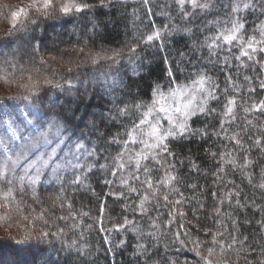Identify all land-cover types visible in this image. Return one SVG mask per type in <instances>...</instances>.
I'll list each match as a JSON object with an SVG mask.
<instances>
[{
    "label": "trees",
    "instance_id": "1",
    "mask_svg": "<svg viewBox=\"0 0 264 264\" xmlns=\"http://www.w3.org/2000/svg\"><path fill=\"white\" fill-rule=\"evenodd\" d=\"M83 2L91 7L79 13L64 15L56 7L47 15L28 13L18 29L0 34V84L10 91L18 84L22 86L18 93L1 97V106L23 101L18 97L29 95V89H33L37 95L27 103L49 120L48 130L59 128L68 139L84 145L77 161L83 168L73 167L55 183L32 185L24 179L21 184L19 177L9 173L10 185L0 180V204L5 203L2 194L9 187L13 189L7 209L1 210L12 211L14 216L3 225L2 232L9 231L0 236V253L4 251L9 258L7 264H197L200 258L190 251L196 246L193 241L201 242L200 250L207 255L206 248L212 246L214 234L225 245L231 243L232 235L237 237L234 249L240 254L237 257L233 252L224 257L229 264H249V261L259 264L261 249H264V227L259 223L264 221V188L259 187L264 183V150L254 141L260 138L264 147V111L253 110L252 105L264 101V89L260 88L264 70L259 65L238 68L240 61L234 59L239 54L238 48L233 47L229 52L225 45L213 52L205 42L207 36L216 32V26L210 22L228 18L231 0H211L213 7L204 12L197 9L188 19H183L176 0H148V3L104 0L103 5L101 0ZM185 10L192 11L190 5H185ZM238 15L245 23L246 33L264 22V14L258 8ZM36 23L41 27L31 25ZM51 24L57 27L53 41L39 56L37 32L39 29L46 32ZM154 27L162 30L161 39L142 43L140 37L150 34ZM16 43L26 46L17 54L12 53ZM133 46H136L134 54L129 53ZM116 51L122 53L118 62L107 60L105 63L111 64L104 72L97 73L103 87H112L110 97L101 96L100 100L91 102L90 91L89 96H78L77 91L78 94L80 90L85 92L78 82L84 76L81 72L70 74L86 61L84 56L110 55ZM242 60L252 64L246 57ZM197 73L211 77L212 83L206 86L218 85L219 99L208 104L217 113H198L189 119L192 129L207 128L206 135L188 134L169 141L174 156L165 155L164 160L175 165L174 168H168V163L155 165L142 161L150 168L159 169L151 173L154 186L168 171L178 177L170 188L179 189L171 193L169 202L161 196L159 203L156 199L147 203L144 211L139 207L140 198L150 190L141 185L146 179L143 170L139 180L134 171L130 174L129 153L121 161L125 164L123 169H117L114 161L121 146L110 141L118 133L121 139H126L124 129L130 126L129 117L120 110L136 102H150L157 85L165 94L169 93L170 82L172 87H189ZM245 75L251 80L245 81ZM67 81L74 83L75 90L56 87L67 85ZM67 93L76 101H61ZM229 98L236 101L235 120L230 125L225 123V128L228 136L239 133L242 147L227 139L220 128L222 118L231 120V116L222 117ZM162 123L167 127L166 120L162 119ZM44 137L40 135L41 139ZM139 147L130 145L135 150ZM229 151L232 156L226 159L235 158L237 164H242L247 154L254 163L248 169H241L221 162L220 154ZM89 152L94 154L88 155ZM77 175L82 182L74 184L72 181ZM170 188H161V192ZM177 200L179 204L175 203ZM237 201L244 207L237 206ZM30 208L37 209L33 216ZM217 208L219 213L215 211ZM125 218L130 223L125 224ZM181 223L184 228H180ZM177 232L179 240L175 236ZM252 248L255 252L250 251ZM45 255L47 258L39 261Z\"/></svg>",
    "mask_w": 264,
    "mask_h": 264
},
{
    "label": "snow or ice",
    "instance_id": "2",
    "mask_svg": "<svg viewBox=\"0 0 264 264\" xmlns=\"http://www.w3.org/2000/svg\"><path fill=\"white\" fill-rule=\"evenodd\" d=\"M103 3L104 0H101V5H103ZM144 3H148V0H144ZM176 3L179 5L180 11L183 13V19H188L191 17L197 9H199L201 12H204L214 6L211 0H176ZM32 4L35 12L44 15L49 14L50 10L57 7V5L59 12L64 15H68L73 12L79 13L91 7L90 4L83 2V0H65L63 3H60L59 0H32ZM185 5H190L192 11H186ZM229 7L230 12L228 13V18H225L223 21L215 20L210 22L216 26V32L215 34L205 38L207 47L213 52L216 49H223L225 45L228 46L226 50L229 52H232L233 47L238 48L239 54L234 55V59L240 61V64L237 66L238 68H248L250 66L254 67L255 65H259L261 70H264V58H260L261 54H264V22L257 24L251 33H246L245 23L243 22L242 17L238 15V13H241L245 10H256L257 8L262 14H264V0H231ZM20 11L25 16H27V13L24 12L23 9ZM12 16L13 18H16L18 13L13 12ZM29 19L31 18L29 17ZM32 23H35V20H32ZM13 27L15 28L16 25L13 24ZM165 28H167V25H165ZM161 33V29L154 27V30L150 34H147L146 36L142 35L140 37V41L144 44H150L155 40H160ZM129 53H136V46L131 47L129 49ZM121 55L122 53L120 51H116L110 55L105 54L104 59L116 63L118 62V59L121 57ZM242 57H246L247 61L252 62V64L249 65L246 63L244 60H242ZM91 62L93 64L97 63V58L92 57ZM169 76H172L171 70H169ZM243 78L245 81L251 80V77L247 75H245ZM228 80L231 83V76L228 77ZM211 83V77H209L206 73H197L195 78L192 79V85L195 86L194 88H189L185 85L172 87L170 82L168 86L169 96L179 100V103H177L174 107L165 103V93L161 89V86L157 85L152 91L153 99L150 102H136L133 105L126 106L120 110V113L122 115L128 116L130 120V126H125L123 133V135H125L127 138L121 139V134L118 133L117 136L112 138L110 143L121 146V150L114 157L117 169H123L125 167V164L121 161L123 160L125 153H129L128 165L130 166V174L134 171L135 178L139 180V173L142 169L146 176V179L141 181V185H146V188L150 191H145L140 198L139 207L142 210L147 211L145 205L150 203L153 199H156L157 203H159V198L161 196L166 203L169 202V196L171 193L179 191L178 188H170L173 182L178 181V177L168 171L165 172V175L161 179L155 182L154 186L151 173L153 170L159 171V169L150 168L148 164H143L142 161H149L150 163L154 162L155 165L168 163L166 160H164L165 155L174 156V153L169 147L170 140L184 138L188 134H207V128L192 129L188 121L191 117L196 116L198 113L205 115L217 113L215 108L208 107L210 100L219 99L218 95L216 94V88L218 85H213L212 87L206 86ZM67 84L69 87L72 86L71 81H67ZM56 87L59 88L61 85L57 84ZM260 88L264 89V81L260 83ZM249 90L255 91V89ZM224 91L227 93V89ZM36 95L37 92L35 90L29 89V95L18 98L31 103L32 99ZM8 99L12 98L9 97ZM235 103L236 101L234 98H229L227 100V103L224 105L222 117L231 116V120L225 121L222 118L220 121V128L224 130L227 139L234 141L237 146L242 147V140L238 138L239 133L228 136L227 129L225 128V123L230 125L232 121L235 120V115L233 112ZM252 109L256 111H264V101H262L260 105L253 104ZM245 111L247 112L249 109H245ZM130 112L132 114H130ZM160 114H163V117H161ZM162 119L167 121V127H165L162 123ZM248 123L251 124V121H248ZM7 130L11 131L13 137H15V130L12 129L11 124H8ZM215 134L218 136L220 135L218 132ZM254 144L264 150V147L261 145L260 138H257L254 141ZM130 145H139V150L130 148ZM75 147L77 151H79L84 147V145L77 144ZM133 152L134 155L132 154ZM4 154L5 159L3 161V165L0 166V180H5L6 183L10 185L11 180L7 178V174L9 171H15L21 154L17 153L14 159L13 156L9 154L7 147L4 148ZM93 154L94 152L88 153V155ZM231 156V151L222 152L220 154V161L225 164H231L234 167H240L241 169H248L254 163L251 159H249L247 154L244 156L242 164H237L235 158L226 159V157ZM133 162L134 169L132 167ZM9 164H11V167H9ZM32 166H34V163ZM72 167L82 169L83 165L77 163L72 165ZM103 167H105V165H101V168ZM174 167L175 165L168 163V168L171 169ZM221 171H223V168H221ZM113 175H115V172H113ZM25 176H27V170L25 171L24 176L19 177L21 184H23ZM39 178V172H37L36 176L34 177H28L29 182L32 185H35ZM81 182V176L79 175H77L72 181L74 184ZM249 182L251 183V175H249ZM259 187L264 188V183H261ZM161 188H170V191L161 192ZM132 190L137 191V189ZM2 195L5 203L0 204V207L7 209V201L9 198L13 197V189L9 187L8 190ZM181 195L183 194L181 193ZM213 195H215V193H213ZM230 196L231 194H229V198ZM175 203L179 204L180 201L177 200ZM220 203L223 204V201H220ZM237 206L244 207V205H241L239 201H237ZM101 211H103V208ZM215 211L219 213V208L215 209ZM180 215L183 216L184 214L181 213ZM61 218L63 219V217ZM6 219H10L6 214L0 215V220ZM171 222L172 221H169V223ZM124 223L128 224L130 221L125 218ZM259 223L262 225V227H264V221H260ZM153 226L156 227L157 225L153 224ZM180 228H184L183 223L180 224ZM101 231H103V228ZM207 231L208 230L206 229V235ZM184 234L188 235L187 232ZM42 235L47 236L48 233H43ZM149 235H151V233ZM220 235L223 234L221 233ZM175 236L176 239L179 240L180 233L177 232ZM237 242V237L232 235L231 243L225 245V242L218 240L217 235L214 234L211 239L212 246L206 248L207 255H204L201 252V242L199 241H193L196 246L190 249V251H194L195 255L200 258L197 264H229V260L225 259L224 257L230 256L233 252L237 257H239V250L234 249V245ZM121 243H123V241H121ZM180 243L184 244V241L180 240ZM250 251L255 252V248H252ZM249 264H251V261H249ZM259 264H264V249H261Z\"/></svg>",
    "mask_w": 264,
    "mask_h": 264
},
{
    "label": "rangeland",
    "instance_id": "3",
    "mask_svg": "<svg viewBox=\"0 0 264 264\" xmlns=\"http://www.w3.org/2000/svg\"><path fill=\"white\" fill-rule=\"evenodd\" d=\"M125 1H134V0H125ZM136 2L144 1V0H135ZM60 3L65 2V0H59ZM0 6L2 9L0 10V34L7 33L13 29H18L21 26V23L24 20L25 15L21 13V9L24 12L33 13L38 16L39 13L35 12L32 4V0H0ZM59 10L58 5L56 7ZM53 10V9H52ZM51 11V10H50ZM18 13L16 18H13L12 13ZM13 24L16 27H13ZM33 27H41L36 24H31ZM56 26L51 24L46 32H41V29L37 32L38 39L36 42L39 46V53L36 54L39 56L41 52L45 49L50 42L53 41V34L56 32ZM60 31H63L61 28ZM31 32H29L30 34ZM67 33V32H66ZM30 37V36H29ZM27 45V43H25ZM24 48L21 43H16V48L13 49L12 53L17 54L18 52H22L20 48ZM35 48V49H36ZM79 53L81 50H78ZM83 53V51H81ZM127 52H125L126 54ZM95 53L90 54V56H84L86 61L79 66H76V71L71 73L70 75H75L76 73L82 74L83 79L78 81L81 87L85 92L81 91V94H87L89 91V95L92 96V101L100 100L101 96H109L111 94V88L107 89L103 87L102 81L99 74L100 71H105L106 68L111 64H106L107 61L104 59V55L100 56L94 55ZM125 57H129L131 55H124ZM92 57L97 58V63L93 64ZM99 63L101 64L100 66ZM71 70V69H68ZM69 73V72H67ZM66 75V76H70ZM66 78V77H64ZM2 83V81H0ZM68 87L71 90H75V85L72 83V86L69 87L67 85H61V87ZM97 87L98 89L94 90L92 87ZM194 85L189 86V88H194ZM22 89L21 85H17V88L14 91H10L8 87L0 84V98L11 96L15 93H18ZM77 89V88H76ZM88 90V91H87ZM88 95V94H87ZM88 95V96H89ZM166 100L165 103L170 106H175L179 103L178 99L171 98L169 93L165 94ZM69 99V101H76L70 93H67L61 101ZM94 116H98L95 111L92 112ZM163 117V114H160ZM99 117V116H98ZM49 120L42 116V113L38 111L35 107L29 105L26 101H12V105L3 107L0 104V166L3 165V161L5 159L4 148L7 147L9 154L15 156L17 153H20L19 163L15 168V171H9L8 173L14 174L15 176H24L25 171L27 170V176L25 179L29 181L28 177L36 176L37 172L40 173V178L38 182H43L45 184L55 183L59 180V178L68 173L73 167L72 165L77 164L78 159L82 156L80 154V150L77 151L76 143L73 142L70 138H67V134L63 133L59 128H53L52 130H48ZM86 123L88 121L86 120ZM8 124H11L12 129L15 130V137H13L12 132L7 130ZM40 135H44V138H40ZM34 163V166H32ZM59 166V167H58ZM11 167V164H9ZM37 182V183H38ZM2 207H0V215L6 214L7 217L12 219L14 216L11 215L12 211H1ZM37 209L30 208L29 213H35ZM7 220H0V236H5L7 231L4 233L3 225L7 222ZM24 255H21L23 257ZM47 258V255L40 256L39 261H43ZM9 258L6 256L4 251L0 253V262L2 264L9 263Z\"/></svg>",
    "mask_w": 264,
    "mask_h": 264
}]
</instances>
